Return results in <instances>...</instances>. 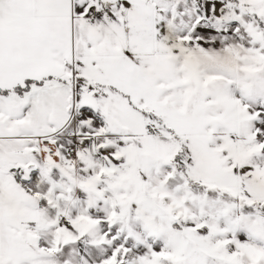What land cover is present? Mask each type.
Masks as SVG:
<instances>
[{"label": "snow or ice", "instance_id": "1", "mask_svg": "<svg viewBox=\"0 0 264 264\" xmlns=\"http://www.w3.org/2000/svg\"><path fill=\"white\" fill-rule=\"evenodd\" d=\"M0 264H264V0H0Z\"/></svg>", "mask_w": 264, "mask_h": 264}]
</instances>
